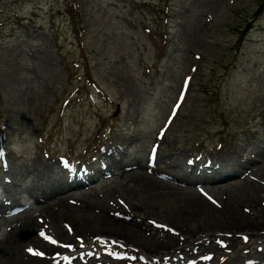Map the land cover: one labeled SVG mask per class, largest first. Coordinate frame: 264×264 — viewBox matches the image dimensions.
I'll use <instances>...</instances> for the list:
<instances>
[{
	"label": "rangeland",
	"instance_id": "rangeland-1",
	"mask_svg": "<svg viewBox=\"0 0 264 264\" xmlns=\"http://www.w3.org/2000/svg\"><path fill=\"white\" fill-rule=\"evenodd\" d=\"M2 198L39 264H264V0H0Z\"/></svg>",
	"mask_w": 264,
	"mask_h": 264
},
{
	"label": "bare ground",
	"instance_id": "bare-ground-1",
	"mask_svg": "<svg viewBox=\"0 0 264 264\" xmlns=\"http://www.w3.org/2000/svg\"><path fill=\"white\" fill-rule=\"evenodd\" d=\"M5 166V165H4ZM127 166V165H126ZM125 164H120L119 167L123 168L122 172L124 173V171L127 170ZM43 170V169H42ZM42 177V176H41ZM6 178H3V180H5L6 182ZM10 180V179H8ZM160 182H165V181H161ZM14 183V182H13ZM16 184V183H14ZM141 185L143 187H145V185H148V183H146L144 181V183ZM165 185L169 186L170 188H176L178 189L175 185L173 186L171 183L165 182ZM152 186V185H151ZM148 187V186H147ZM150 188V187H149ZM41 189V188H40ZM65 186L63 184H61L60 182L57 181V185L55 187H53L50 191L53 194L56 193H61L63 191H65ZM163 190V189H162ZM157 195L160 194H164L162 193L161 190H158L156 192ZM83 196H79L76 200V203L80 205V203L82 202V198ZM184 197V196H183ZM181 198L178 201L185 203L184 205L186 206L189 205L191 206L189 202H191L190 198ZM186 197V196H185ZM34 196H32L31 198H29L28 200H26V203H30L32 201H35ZM65 198V197H64ZM143 198V197H142ZM170 198V197H169ZM172 198V197H171ZM141 201V198L138 199V201ZM13 200H7V199H0V217L3 219L2 221H0V264H39V260L33 259L32 257L37 255L35 253H39V251L42 249L44 251H47V249L54 245V244H58L59 245V240H57V237L62 238V236H67L69 235V228H65L63 226H60L59 224H57V222L55 221H51V218L47 217L46 221L47 223H44L43 217H45L46 214H44L43 212H38L36 215H38V219L40 220L39 222L41 224H39L37 221H34L31 218V214H26L23 215L19 218H15L16 216H11L10 212L13 209H16L18 204L16 205H12L11 203H15L12 202ZM62 201V200H61ZM71 201V200H70ZM175 202V201H174ZM143 203V202H142ZM141 203V204H142ZM25 204V203H24ZM59 204V202H58ZM139 203H135L134 205H137ZM182 204V203H181ZM174 205V204H173ZM176 205V204H175ZM20 206V205H19ZM23 206V205H22ZM59 206V205H58ZM110 206H114V208L118 209L115 210V212H120L122 210L125 211V209H122L121 205H118L117 203H114L112 201V199H108V198H104V200L102 202H100L99 204L95 205V213L92 214L93 216V220L95 221L96 225L99 223L101 224L102 222H99V219L101 220H107L105 216L106 213H110V210H112V207ZM129 206V205H128ZM165 206V205H164ZM178 206V205H177ZM33 207V206H32ZM168 207V206H167ZM192 207V206H191ZM52 208V207H51ZM51 208H46L47 210L51 211ZM129 208V207H128ZM31 209V208H30ZM122 209V210H121ZM9 210V211H8ZM43 210V209H42ZM130 210V209H129ZM129 210L126 209V212H129ZM192 210L194 211L195 208L192 207ZM197 210V209H196ZM45 212V211H44ZM49 213V212H48ZM130 213V212H129ZM50 214V213H49ZM52 214V213H51ZM15 215V214H14ZM43 216V217H42ZM52 216V215H51ZM97 216V217H96ZM35 217V216H33ZM36 220V219H35ZM196 222V221H195ZM194 222V223H195ZM193 225V222H190L189 227ZM195 225V224H194ZM97 227V226H96ZM100 227V226H99ZM40 228V229H39ZM95 228V226H92L91 229ZM98 228V227H97ZM37 229V230H36ZM102 230H107V227H101ZM40 230V231H38ZM109 230V229H108ZM107 230V231H108ZM71 232V231H70ZM43 233V235L41 234ZM102 234V233H99ZM103 235V234H102ZM107 235V234H106ZM134 236V235H133ZM101 237V236H100ZM138 237V236H137ZM105 239V238H104ZM115 240L113 241H118L120 245L125 246V237L120 236L119 238H113ZM55 240L57 241V243H52L51 241ZM101 240V239H100ZM103 240V239H102ZM101 240V241H102ZM126 240H132L131 237H129L128 239L126 238ZM140 241V240H139ZM158 241V240H157ZM162 241V240H160ZM142 242V241H141ZM152 243V241L149 240H143V245H148L149 243ZM130 243V242H128ZM105 245V244H104ZM108 245V244H107ZM137 245V244H136ZM139 246V245H138ZM149 246V245H148ZM158 246V245H157ZM145 247V246H144ZM153 247V246H152ZM147 248V247H146ZM261 246L258 247V249H260ZM29 249H32L33 251L30 252L28 251ZM74 249H70L68 253L66 254H62L58 260L53 261V262H48L47 264H65L69 261H71V259L75 258V257H85L88 258L87 256L91 254V252L89 250L86 249H81V250H75ZM112 249V248H111ZM127 249V248H126ZM130 249V248H129ZM144 249V248H143ZM140 249L137 250L136 249V253H138V257H140L141 259H146L147 258V253L145 252V250ZM149 249V248H148ZM41 250V251H42ZM118 250V249H117ZM123 250V249H122ZM49 251V250H48ZM130 251V250H129ZM114 252V251H113ZM118 256H124V252L120 253L119 251H117ZM134 252V250H133ZM116 253V252H114ZM181 253V252H180ZM87 254V255H85ZM102 254V253H101ZM113 254V253H112ZM92 255V254H91ZM116 255V254H115ZM114 255V256H115ZM183 255V254H182ZM201 255V254H200ZM203 255V254H202ZM127 256V253H126ZM132 256V255H131ZM130 256V257H131ZM96 257V256H95ZM124 258V257H123ZM156 258H159L156 257ZM175 258V257H174ZM166 260V259H165ZM164 260V261H165ZM255 260V259H254ZM253 259H248L247 263H252L254 262ZM85 261V260H84ZM140 261V260H139ZM155 261V260H154ZM159 261V260H158ZM126 262V261H125ZM123 262V263H125ZM131 262V261H130ZM166 262V261H165ZM155 263V262H154ZM94 264V263H92ZM97 264H100L99 262H97Z\"/></svg>",
	"mask_w": 264,
	"mask_h": 264
},
{
	"label": "snow or ice",
	"instance_id": "snow-or-ice-1",
	"mask_svg": "<svg viewBox=\"0 0 264 264\" xmlns=\"http://www.w3.org/2000/svg\"><path fill=\"white\" fill-rule=\"evenodd\" d=\"M185 84H187V81H185ZM190 163H191V161H190ZM41 234L43 235V233H41ZM51 242L52 243H57V241H55V240H52ZM65 247H71V245H65ZM28 251L32 252L33 250L29 249ZM35 254L42 255V253H35Z\"/></svg>",
	"mask_w": 264,
	"mask_h": 264
}]
</instances>
